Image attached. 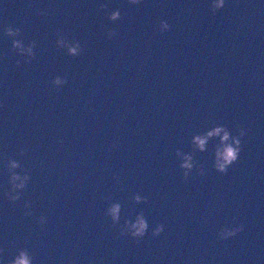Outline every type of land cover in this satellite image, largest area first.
<instances>
[{"label":"water","instance_id":"95a60500","mask_svg":"<svg viewBox=\"0 0 264 264\" xmlns=\"http://www.w3.org/2000/svg\"><path fill=\"white\" fill-rule=\"evenodd\" d=\"M4 26L35 42L27 63ZM218 126L241 141L224 173L219 135L193 143ZM177 152L191 157L187 176ZM0 156L30 176L10 202L0 170L4 264L20 250L32 264H264V2L213 12L208 0H0ZM138 214L145 235L122 233Z\"/></svg>","mask_w":264,"mask_h":264},{"label":"clouds","instance_id":"9594fccd","mask_svg":"<svg viewBox=\"0 0 264 264\" xmlns=\"http://www.w3.org/2000/svg\"><path fill=\"white\" fill-rule=\"evenodd\" d=\"M264 2V0H262ZM127 3L132 5H137L141 3V0H127ZM209 8L215 12L218 9H221L225 5V0H208ZM102 9L106 8L104 3H101ZM119 9H113L108 13L107 19L109 21H117L120 19ZM160 32H166L169 29V24L163 20L160 21L158 25ZM3 35L6 37L12 38L11 48L15 50L16 54L21 57H26L25 63L30 60L34 53L33 48L35 47V42H29L27 45L23 43L22 40L16 39L15 37L19 33L18 28H12L9 26L2 27ZM107 37L111 38L113 33L111 31L106 33ZM55 45L57 48L65 49L68 55L77 56L81 51V47L78 41L72 40L69 41L64 38L63 35H57L55 40ZM19 63V61H17ZM65 79L56 76L51 80V85L53 87H60L65 84ZM245 132L240 131L239 136H243ZM220 136L221 147L217 148L215 159L213 161V167L220 173L226 172L228 167L232 165L239 157L241 150V141L238 136L231 137V143H228L230 134L227 129L222 126L214 127L211 131L207 132L204 136H195L193 137V143L200 149L203 150L204 144L208 137L211 136ZM22 153V150H21ZM176 155L181 158L182 163L181 168L185 169L184 175L187 176L189 171L192 168L191 157L187 155H182L180 152H177ZM0 170L7 173V184L8 190L3 193V196L10 202H15L20 199L22 190L25 189L26 184L28 183L30 176L27 171H25L22 165L16 159H7L6 162L2 156H0ZM19 170V171H18ZM115 178V177H114ZM132 199L141 203L144 200L139 194L133 195ZM25 209H28L30 205L26 202L24 204ZM30 212H26V215H30ZM105 215L111 218L113 225L118 224L119 220V204H111L105 210ZM37 223L43 225L46 223L45 217L41 216L38 218ZM241 226H236L231 229H221L218 232V239L224 240L229 237L236 235V233L242 230ZM148 229V223L145 220L142 214H138L135 219L131 222L126 221L122 228V233L127 232L133 238H140L145 235V232ZM163 231V225L157 224L152 230L153 236H158ZM0 264H4V261L0 259ZM9 264H32V257L26 250H20Z\"/></svg>","mask_w":264,"mask_h":264}]
</instances>
